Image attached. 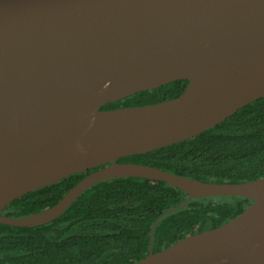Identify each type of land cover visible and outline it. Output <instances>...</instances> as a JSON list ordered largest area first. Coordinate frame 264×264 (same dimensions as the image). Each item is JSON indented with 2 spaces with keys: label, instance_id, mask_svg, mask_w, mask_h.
Segmentation results:
<instances>
[{
  "label": "water",
  "instance_id": "water-1",
  "mask_svg": "<svg viewBox=\"0 0 264 264\" xmlns=\"http://www.w3.org/2000/svg\"><path fill=\"white\" fill-rule=\"evenodd\" d=\"M176 80H188L178 97L102 109ZM263 97L264 0H0V223L43 225L102 180L150 178L187 200L253 202L160 251L151 244L134 264H264V178L202 181L117 162L193 138ZM104 164L47 209L1 213L27 192Z\"/></svg>",
  "mask_w": 264,
  "mask_h": 264
},
{
  "label": "trees",
  "instance_id": "trees-1",
  "mask_svg": "<svg viewBox=\"0 0 264 264\" xmlns=\"http://www.w3.org/2000/svg\"><path fill=\"white\" fill-rule=\"evenodd\" d=\"M187 84L188 80H176L109 102L102 109L172 99ZM117 162L147 164L202 181L244 182L264 178V97L193 138L124 156ZM104 166L27 192L1 213L22 217L47 209L80 180ZM187 197L182 190L161 180L142 177L102 180L86 189L49 223L35 227L0 223V263L134 264L149 254L151 244L153 252L160 251L186 236L222 225L253 202L231 195L188 200ZM182 202L183 206L177 208Z\"/></svg>",
  "mask_w": 264,
  "mask_h": 264
}]
</instances>
